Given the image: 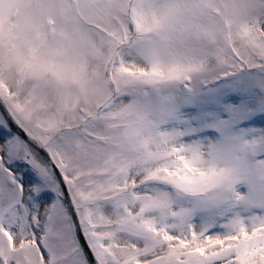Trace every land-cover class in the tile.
Listing matches in <instances>:
<instances>
[{
  "label": "snow or ice",
  "instance_id": "snow-or-ice-1",
  "mask_svg": "<svg viewBox=\"0 0 264 264\" xmlns=\"http://www.w3.org/2000/svg\"><path fill=\"white\" fill-rule=\"evenodd\" d=\"M0 264H264V0H0Z\"/></svg>",
  "mask_w": 264,
  "mask_h": 264
}]
</instances>
